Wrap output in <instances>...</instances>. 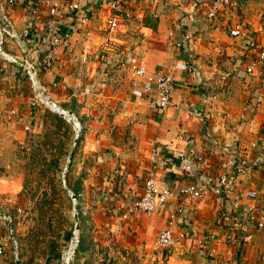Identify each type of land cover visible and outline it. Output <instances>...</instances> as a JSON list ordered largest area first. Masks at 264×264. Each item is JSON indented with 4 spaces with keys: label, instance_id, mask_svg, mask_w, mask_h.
<instances>
[{
    "label": "crops",
    "instance_id": "0c3cea01",
    "mask_svg": "<svg viewBox=\"0 0 264 264\" xmlns=\"http://www.w3.org/2000/svg\"><path fill=\"white\" fill-rule=\"evenodd\" d=\"M8 1L0 0L10 24L6 33L0 29V180L7 179L5 159L25 130L30 67L53 105L72 96L81 100L85 90L98 94L101 106L86 109L93 118L80 111L83 132L73 159L82 173L78 189L99 234H113L121 252L145 256L150 263L194 264L197 239L211 232L209 264H264V223L245 222L243 240L236 234L225 241L226 214L241 209H229L226 196L181 202L178 195L181 185L205 186L208 177L223 173L232 147L252 157L264 142L262 73H242L254 50L221 31L243 25L248 13L219 8L207 20L211 0H116L113 11L96 0H12L7 6ZM112 14L116 27L109 30ZM187 16H193L191 23ZM187 29L196 36L195 45L168 44L181 41ZM53 36L64 43L52 44ZM131 64L143 67L145 76L171 75L175 88L164 110L156 106L155 86L135 76ZM106 65L114 68L110 81ZM94 79L100 81L96 88L90 84ZM255 87L261 98L250 102ZM189 108L200 116L185 118ZM209 148L215 153L202 168L193 156H206ZM150 174L170 187L166 202L152 214L121 218L127 202L141 196ZM231 178L233 193L256 191V199L240 204L253 205L264 222V170ZM166 225H171L173 242L159 248L155 236Z\"/></svg>",
    "mask_w": 264,
    "mask_h": 264
},
{
    "label": "rangeland",
    "instance_id": "374dc122",
    "mask_svg": "<svg viewBox=\"0 0 264 264\" xmlns=\"http://www.w3.org/2000/svg\"><path fill=\"white\" fill-rule=\"evenodd\" d=\"M242 2L243 5L235 8L248 13L247 22L242 26L257 38V46L264 50V0ZM105 67V77L110 81L114 68L112 65ZM261 73L260 78L264 81V65ZM99 83L97 79L90 82L94 88ZM29 84L25 92V130L11 145L5 159L9 174L7 179L0 180V264H158L155 260L150 263L145 256L121 252L113 234H99L84 193L78 189L82 173H78L73 159L83 128L78 133L72 160L65 170L75 130L73 128L72 135L66 133L65 127L57 132L55 122H52L56 113L46 104V96L38 95L30 80ZM83 94L81 100L72 96L65 104L55 103L61 110L71 111L81 127L83 115L80 111L84 109L86 118H93L86 109L92 105L96 109L101 106L97 102L98 94L91 90H85ZM31 100L36 103L31 105ZM261 102H264L263 94ZM64 186L70 192L77 189L73 201ZM74 213L78 217L77 229L74 227Z\"/></svg>",
    "mask_w": 264,
    "mask_h": 264
},
{
    "label": "built area",
    "instance_id": "2783aa9c",
    "mask_svg": "<svg viewBox=\"0 0 264 264\" xmlns=\"http://www.w3.org/2000/svg\"><path fill=\"white\" fill-rule=\"evenodd\" d=\"M211 6L208 10L205 11L204 17L207 20H213L216 16V12L219 8L224 9H235L237 5H243L242 0H211ZM98 5L103 3L107 5L108 9L113 11L117 7L116 0H96ZM8 3V4H7ZM7 6L12 3V0L7 2ZM2 21L0 25L1 31L6 33L10 27L9 22L5 17L4 7L1 6L0 9ZM87 19V16H81L80 23L84 24ZM193 21V16H187V22L191 23ZM107 28L113 30L116 27V18L110 15L109 19L106 22ZM221 31L225 34H228L231 38L239 39L245 45L247 51L254 50V56L249 64L245 65L242 69L244 77H250L254 74L256 69H260L264 65V50L259 48L257 43V38L250 35V32L247 28H243L242 25H236L232 29L221 28ZM64 37L67 34L63 35ZM183 39L181 41H169V45H172L176 48H179L181 44L186 43L189 47H192L196 44V36L194 33L187 29L184 34H182ZM52 44H61L64 43V40H61L55 36L52 37ZM49 58V57H48ZM48 60H42L43 66H47ZM131 70L134 75L138 78L145 79L148 84H153L155 86L156 94V106L158 109L164 110L170 103L171 96L173 94L175 84L170 74L159 71L151 75L145 76V69L136 64L130 65ZM26 73L28 74L29 80L32 83V89L37 91L38 95H41L40 84L36 77L35 70L27 67ZM264 85V81H261V86ZM260 89L255 87L252 89L251 101H259L261 98ZM39 99V98H38ZM36 102L31 100L30 104L34 105ZM220 115L219 113H216ZM199 111L195 109H187L185 111V118L190 117H199ZM260 150L256 155L249 157L248 155H239L236 148L232 147L224 160L225 170L216 178L208 177L206 179V185L202 186H192V185H181L178 189V195L181 202H192L198 201L206 198L209 194L216 195L217 197L222 198L226 196L229 202V209L233 211L240 210L236 214L231 215V212H227L226 217V228L227 233L225 232V241H230L233 236L236 234L240 235V240L246 235V229L244 223H252L256 227H261L263 225V220L257 215V212L253 205L250 204H240L241 200L252 201L256 199V191H246L244 193H233V180L231 176H243L248 175L252 170H264V142L260 146ZM215 151L211 148L208 149L206 156L194 155L193 160L200 167H206L209 164L210 157L213 156ZM170 194V187L165 182L157 181L154 179V176L150 174L148 178L144 179L142 184V194L139 198H134L127 202L126 207L123 212L119 215L121 218H126L129 213L136 214H152L166 202L167 197ZM6 220H10L9 217H5ZM244 221L243 223H241ZM234 232V233H233ZM241 233V234H240ZM243 234V235H242ZM214 235L211 232L202 234L196 241V247L199 251V257L194 264H209V257L211 256L209 245L210 241L213 239ZM173 242V234L171 230V225H166L163 229L159 230L155 236V243L157 247L163 248L170 245ZM0 253H2V248L0 245ZM19 264H23L19 262Z\"/></svg>",
    "mask_w": 264,
    "mask_h": 264
},
{
    "label": "water",
    "instance_id": "95a60500",
    "mask_svg": "<svg viewBox=\"0 0 264 264\" xmlns=\"http://www.w3.org/2000/svg\"><path fill=\"white\" fill-rule=\"evenodd\" d=\"M47 102L48 103H46V104H48L49 107H51L50 108L51 111H53L54 113H56L58 116H60L62 119H64L67 123L71 124V127H73L74 130H75V132H74V138H73V142H72V147H71L70 152L68 153V156H67V159H66V163H65V170H66L67 167H68V165H69V163H70V161L72 160V155H73V152L75 150V145H76V142H77L78 133L80 132L81 127H80L77 119L73 115V113H71L70 111H63L60 108L53 109V106L54 105L52 103H50L48 100H47ZM65 173L66 172L64 171L62 180L65 177ZM63 184H64V180H63ZM64 189L67 192L68 197L73 201L74 200V197H73L72 193L70 191H68L65 188V186H64ZM73 217L75 218V220H74L75 221L74 227H75V229H77L78 224H77L76 220H78V217L75 215V213L73 214ZM63 262H65V261H63ZM65 264H68V263L65 262Z\"/></svg>",
    "mask_w": 264,
    "mask_h": 264
},
{
    "label": "trees",
    "instance_id": "16d2710c",
    "mask_svg": "<svg viewBox=\"0 0 264 264\" xmlns=\"http://www.w3.org/2000/svg\"><path fill=\"white\" fill-rule=\"evenodd\" d=\"M52 122L53 123L55 122L54 124H55V127L57 128V132H59V130L62 129V128H64V127L66 128V133L67 134L70 133L72 135V133L74 132L73 127H71V124L67 123L64 119H62L60 116H58L56 114H54L52 116ZM76 191H77V189H73V191L71 190V193H72V195H73L74 198L76 197ZM79 241H81V238H79ZM75 248H76L75 250H77L78 249V246L75 247ZM57 255L58 254H56V256Z\"/></svg>",
    "mask_w": 264,
    "mask_h": 264
},
{
    "label": "bare ground",
    "instance_id": "6f19581e",
    "mask_svg": "<svg viewBox=\"0 0 264 264\" xmlns=\"http://www.w3.org/2000/svg\"><path fill=\"white\" fill-rule=\"evenodd\" d=\"M56 108H59V107H57V106L54 105V106H53V109H56Z\"/></svg>",
    "mask_w": 264,
    "mask_h": 264
}]
</instances>
